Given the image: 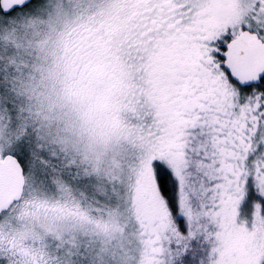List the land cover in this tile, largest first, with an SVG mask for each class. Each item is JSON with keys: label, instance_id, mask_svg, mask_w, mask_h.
Listing matches in <instances>:
<instances>
[{"label": "snow or ice", "instance_id": "obj_1", "mask_svg": "<svg viewBox=\"0 0 264 264\" xmlns=\"http://www.w3.org/2000/svg\"><path fill=\"white\" fill-rule=\"evenodd\" d=\"M0 264H264V0H0Z\"/></svg>", "mask_w": 264, "mask_h": 264}]
</instances>
